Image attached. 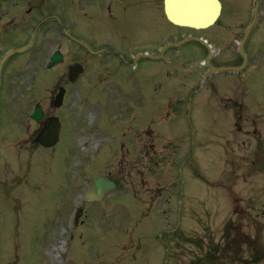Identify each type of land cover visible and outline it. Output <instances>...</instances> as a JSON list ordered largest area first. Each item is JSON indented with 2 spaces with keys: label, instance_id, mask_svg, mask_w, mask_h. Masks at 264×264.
I'll return each instance as SVG.
<instances>
[{
  "label": "rangeland",
  "instance_id": "rangeland-1",
  "mask_svg": "<svg viewBox=\"0 0 264 264\" xmlns=\"http://www.w3.org/2000/svg\"><path fill=\"white\" fill-rule=\"evenodd\" d=\"M221 1L218 22L203 30L169 24L163 0L119 16L139 13L136 36L148 55L155 56L169 34L174 40L200 36L211 46L215 66H238L255 0ZM38 13L16 10L15 18ZM124 19L116 23L121 31ZM127 33L135 35L133 25L127 24ZM56 34L43 31L25 43L29 48L16 52L9 65L25 58L30 64L0 90V264H163L153 231L178 221L169 264H197L201 256L203 264L226 233L237 236L240 227L264 258V0L240 71L209 70L207 49L190 41L162 59L144 58L136 71L119 59L101 64L93 57L86 76L71 83L67 64L79 55L69 41L63 64L45 66L57 48ZM98 76L100 83L91 78ZM61 87L64 103L55 109ZM37 104L63 123L55 148L29 145L22 135L41 129L29 116ZM99 175L118 187L85 202V185ZM232 192L252 199L245 214L232 212ZM78 206L84 212L75 226ZM52 245L60 247L57 253L50 254Z\"/></svg>",
  "mask_w": 264,
  "mask_h": 264
},
{
  "label": "flooded vegetation",
  "instance_id": "flooded-vegetation-1",
  "mask_svg": "<svg viewBox=\"0 0 264 264\" xmlns=\"http://www.w3.org/2000/svg\"><path fill=\"white\" fill-rule=\"evenodd\" d=\"M30 1L0 0V29H2L0 53L5 51L4 48L10 50L16 45L22 46L29 42L34 34L36 23L47 16H51L50 20L37 29L36 37L43 31L48 35L60 34L61 38L72 44V52L79 55V58L72 62H81L85 70L88 71L90 68L89 61L93 57H100L101 64H107L111 59L119 58L122 59L123 64L130 66L131 58L133 59L137 53L142 51V37L136 36L137 28L141 26V17L138 12L132 16H127V10L137 11L139 5L146 4L147 1L156 5L159 0H40L37 7H31ZM16 10H21L28 15L36 11L39 13L30 19H16ZM120 11L126 13L119 16ZM123 16L125 18L124 31H121L116 28V23ZM110 19L113 21L111 25L109 24ZM51 23H55V29L48 28ZM127 24L134 26L135 35L127 33ZM68 29L69 36L65 34ZM151 40L154 42L153 38ZM82 42L86 43L90 49ZM37 51L41 52L40 49ZM94 51H101V53L91 54ZM1 58L0 56V61ZM10 59L2 69L0 90L10 86L14 75L16 77L18 72H21V67L27 62L25 58L14 67L9 65ZM236 202L238 207H243L238 209L241 215L252 207V199L250 198L236 199ZM242 229L241 227L237 229L239 233L237 236L235 233L233 234L235 236H230L232 233H226L225 238L227 240L219 244L215 250L214 264H264V258L259 257L260 249L254 248L250 244L253 237H250ZM257 254H259L258 257Z\"/></svg>",
  "mask_w": 264,
  "mask_h": 264
},
{
  "label": "water",
  "instance_id": "water-1",
  "mask_svg": "<svg viewBox=\"0 0 264 264\" xmlns=\"http://www.w3.org/2000/svg\"><path fill=\"white\" fill-rule=\"evenodd\" d=\"M199 3L200 5H198ZM181 4H186L188 7H183ZM219 11V0H174V5L173 7L171 6L168 13L169 18L176 24L199 28L211 25L219 15ZM207 62L209 63V58L207 59ZM79 69L80 68L77 67L74 71L73 68L70 70L71 80H75L78 76ZM63 94L64 90H62L61 94L58 96L56 104L61 103ZM33 117L35 119H42L43 114L39 110L33 115ZM59 130L60 122L55 118L48 119L45 128L38 137V141L46 147L56 144L59 138ZM114 186L113 182L107 181L103 177L97 178L94 184V198H100L104 192Z\"/></svg>",
  "mask_w": 264,
  "mask_h": 264
},
{
  "label": "bare ground",
  "instance_id": "bare-ground-1",
  "mask_svg": "<svg viewBox=\"0 0 264 264\" xmlns=\"http://www.w3.org/2000/svg\"><path fill=\"white\" fill-rule=\"evenodd\" d=\"M198 5H200V3L198 4ZM94 140H96V138L95 137H93V141ZM58 248H60L59 246H57V245H52V247H51V249H49V251H50V254L54 251V252H58ZM59 254V253H58ZM60 257H62V254H60L59 256H58V258H60Z\"/></svg>",
  "mask_w": 264,
  "mask_h": 264
}]
</instances>
